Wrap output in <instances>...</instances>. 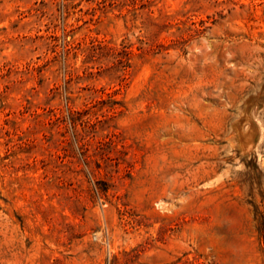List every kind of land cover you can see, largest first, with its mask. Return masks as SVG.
<instances>
[{
    "label": "rangeland",
    "instance_id": "374dc122",
    "mask_svg": "<svg viewBox=\"0 0 264 264\" xmlns=\"http://www.w3.org/2000/svg\"><path fill=\"white\" fill-rule=\"evenodd\" d=\"M0 264H264V0H0Z\"/></svg>",
    "mask_w": 264,
    "mask_h": 264
}]
</instances>
